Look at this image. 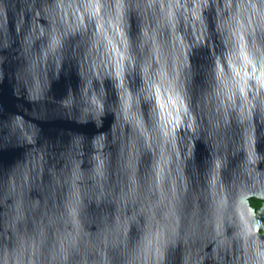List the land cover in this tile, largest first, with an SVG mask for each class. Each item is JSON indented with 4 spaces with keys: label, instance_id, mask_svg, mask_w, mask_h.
Returning a JSON list of instances; mask_svg holds the SVG:
<instances>
[{
    "label": "water",
    "instance_id": "obj_1",
    "mask_svg": "<svg viewBox=\"0 0 264 264\" xmlns=\"http://www.w3.org/2000/svg\"><path fill=\"white\" fill-rule=\"evenodd\" d=\"M0 264H264V0H0Z\"/></svg>",
    "mask_w": 264,
    "mask_h": 264
},
{
    "label": "flooded vegetation",
    "instance_id": "obj_2",
    "mask_svg": "<svg viewBox=\"0 0 264 264\" xmlns=\"http://www.w3.org/2000/svg\"><path fill=\"white\" fill-rule=\"evenodd\" d=\"M251 199V198H250ZM253 200H251L250 204L255 208V210L257 211V209L261 206L262 204V200L258 197H252Z\"/></svg>",
    "mask_w": 264,
    "mask_h": 264
},
{
    "label": "trees",
    "instance_id": "obj_3",
    "mask_svg": "<svg viewBox=\"0 0 264 264\" xmlns=\"http://www.w3.org/2000/svg\"><path fill=\"white\" fill-rule=\"evenodd\" d=\"M251 200H253L252 198L250 199V202H251Z\"/></svg>",
    "mask_w": 264,
    "mask_h": 264
}]
</instances>
